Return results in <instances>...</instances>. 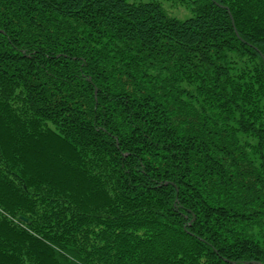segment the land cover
<instances>
[{
    "label": "trees",
    "instance_id": "trees-1",
    "mask_svg": "<svg viewBox=\"0 0 264 264\" xmlns=\"http://www.w3.org/2000/svg\"><path fill=\"white\" fill-rule=\"evenodd\" d=\"M0 264H264V0H0Z\"/></svg>",
    "mask_w": 264,
    "mask_h": 264
},
{
    "label": "rangeland",
    "instance_id": "rangeland-1",
    "mask_svg": "<svg viewBox=\"0 0 264 264\" xmlns=\"http://www.w3.org/2000/svg\"><path fill=\"white\" fill-rule=\"evenodd\" d=\"M166 8L172 13L171 15L179 16L181 17L183 14H187L185 9L182 8H172L168 5H165Z\"/></svg>",
    "mask_w": 264,
    "mask_h": 264
},
{
    "label": "bare ground",
    "instance_id": "bare-ground-1",
    "mask_svg": "<svg viewBox=\"0 0 264 264\" xmlns=\"http://www.w3.org/2000/svg\"><path fill=\"white\" fill-rule=\"evenodd\" d=\"M25 221H27V220H25Z\"/></svg>",
    "mask_w": 264,
    "mask_h": 264
}]
</instances>
